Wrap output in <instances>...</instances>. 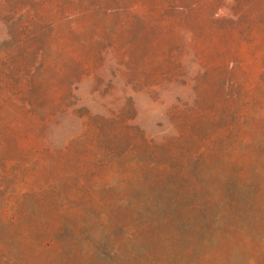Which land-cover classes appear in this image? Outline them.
<instances>
[{
	"label": "rangeland",
	"instance_id": "1",
	"mask_svg": "<svg viewBox=\"0 0 264 264\" xmlns=\"http://www.w3.org/2000/svg\"><path fill=\"white\" fill-rule=\"evenodd\" d=\"M250 1L254 0H86L85 5L97 4L109 11L99 10L77 20L72 33L66 27L69 22L62 21L51 38L41 26L43 46L52 48L45 52L44 73L51 78L54 92L63 84H72L65 103L72 104L42 128L39 142L52 149L85 142L101 160L118 157L129 142H169L176 156L175 142H210L215 137L210 140L209 134L218 130L211 128L215 114L183 126L179 137L167 113L194 97L188 78L205 64L234 62V76L240 82L255 79L264 66L260 55L264 43H240L229 26L233 15ZM5 16L0 10V50L7 47L3 43L10 32L3 24ZM49 65L55 70L47 71ZM216 69L199 80L201 87H207L205 91L199 87L203 100L220 90V74L225 70ZM255 98L264 106L262 89L256 90ZM234 128L250 131L253 142L259 144L254 163L257 173H248L251 185L239 191L228 184V191L240 198L242 206V218L236 223L216 222L214 231L190 234L179 226L173 208V204L189 203L188 196L181 200L176 192L185 189V184L169 180L162 195V190L143 191L133 185L130 196L139 209L138 223L142 226L146 214L159 216L163 211L168 228L159 226L151 234L137 233L128 240L126 231L132 222L124 210L108 220L87 215L69 224L62 222L56 235L59 248L50 251L41 264H264V120ZM77 151L81 158L84 150ZM114 173L102 171L110 178ZM202 176L208 178L209 173L203 171ZM105 197L112 199L113 195L106 193ZM228 224L235 231L223 238ZM76 226L79 232L73 231Z\"/></svg>",
	"mask_w": 264,
	"mask_h": 264
},
{
	"label": "trees",
	"instance_id": "2",
	"mask_svg": "<svg viewBox=\"0 0 264 264\" xmlns=\"http://www.w3.org/2000/svg\"><path fill=\"white\" fill-rule=\"evenodd\" d=\"M85 3L86 0L0 2V10L6 15L3 24L10 29L3 43L7 47L0 50V264H41L50 251L59 248L56 235L62 222L69 224L87 215L108 220L117 217L120 210L128 211L132 226L126 231L127 238L135 239L137 233L151 234L159 226L168 228L164 226L167 218L163 211L159 216L154 212L146 214L142 226L138 223L139 209L130 196L133 185L143 191H161L169 180L185 184V189L176 192L181 200L188 196L189 203L173 204L179 226L193 235L214 231L216 222L236 223L243 215L240 198L228 191V184L241 191L251 185L248 173H257L254 163L259 144L253 142L250 131L234 126L264 120L263 102L255 98L256 90L264 91V66L247 84L234 76V62L205 64L188 78L194 97L171 107L167 113L170 125L181 137L183 126L213 113L216 117L211 128L218 130L209 134L210 140L215 137L210 142H175L177 156L169 142H129L118 157L107 160L94 156L85 142H69L56 149L39 142L42 128L72 104H65L72 84H63L54 92L51 78L44 73L45 52L52 48L43 46L41 26L49 30L46 36L51 38L62 21L69 22L66 27L72 33L77 20L99 10L109 11ZM229 26L240 43H264V0L245 4L233 15ZM260 55L264 57V52ZM215 68L225 70L220 74L223 82L213 98L203 100L199 87L204 91L207 87H201L199 80ZM46 69L54 71L55 66ZM139 148L143 151L138 152ZM77 149L84 150L81 158ZM225 163L224 170L229 172L220 175ZM102 171L115 173L110 178ZM203 171L209 173L208 178L202 176ZM106 193L112 194V199L106 198ZM163 193L164 190L160 195ZM73 231L79 232L80 226ZM230 231L235 229L228 224L222 231L223 238Z\"/></svg>",
	"mask_w": 264,
	"mask_h": 264
}]
</instances>
